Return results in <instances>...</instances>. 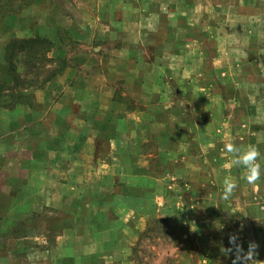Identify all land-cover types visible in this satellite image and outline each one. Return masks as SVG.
I'll list each match as a JSON object with an SVG mask.
<instances>
[{
  "label": "crops",
  "instance_id": "crops-1",
  "mask_svg": "<svg viewBox=\"0 0 264 264\" xmlns=\"http://www.w3.org/2000/svg\"><path fill=\"white\" fill-rule=\"evenodd\" d=\"M15 18L35 23L2 30ZM0 26V261L125 263L163 220L171 264L192 245L196 264H233L232 234L264 264V175L248 183L224 149L255 146L264 168V0H32ZM18 39L48 44L28 76ZM35 213L49 220L31 236Z\"/></svg>",
  "mask_w": 264,
  "mask_h": 264
},
{
  "label": "rangeland",
  "instance_id": "rangeland-1",
  "mask_svg": "<svg viewBox=\"0 0 264 264\" xmlns=\"http://www.w3.org/2000/svg\"><path fill=\"white\" fill-rule=\"evenodd\" d=\"M37 12H39V10H36ZM59 13V12H58ZM51 15V13H50ZM56 15L57 12H56ZM63 22L68 23V21L64 20ZM7 23V24H6ZM34 19L28 18L26 20H18V19H12V20H4L3 21V25H4V29L2 30H15L16 28H19L21 26H32L34 25ZM1 29V26H0ZM63 31L66 30V28L63 26L62 28ZM64 34V33H63ZM0 43H4V41L2 39H0ZM47 43L43 44L44 47H47ZM16 59L19 61V63L24 62L27 65L26 68V75L28 76V72H34L33 69L34 67L32 66V63L30 62V58L32 59L33 57H35L33 55V52L31 51V57H27L26 53H15ZM35 59V58H34ZM33 59V60H34ZM33 62V61H32ZM16 71L13 72L14 74V79L17 81L16 85L17 88L19 89L20 85L22 84L23 81V73H15ZM51 72V71H50ZM49 71H46L44 73H40L42 74L45 78H47L50 74ZM18 84V85H17ZM6 83L4 81H2L0 83V93L4 92L6 89ZM13 97L14 100H24L23 96L21 95L20 92L15 91L13 93ZM30 98V97H29ZM11 102L13 101H5L3 103H6L7 105L11 104ZM20 102H26V103H30L33 104L32 100L30 99H26V101H20ZM241 134V133H239ZM256 139V138H255ZM1 188H6L3 183L1 182ZM260 208V207H258ZM37 213H35L36 215ZM38 216H33L28 215V220H27V224L28 226H32L29 230V232L32 234L31 236H37L38 234L42 233V231L45 230V228L43 227L45 223H47V221L49 220V218L43 214H37ZM53 214H50L49 216H51ZM255 217L256 218H260V219H264V213L263 212H259V210H257V212H255ZM28 230V229H27ZM5 233H3L1 231L0 228V238L2 237V235H4ZM17 235V234H16ZM45 235L47 236V239L49 240V242L53 241V238L55 237L56 233L54 232V230H46L45 231ZM175 235V229L171 227V225L168 222H165L163 220H155L152 222L151 226L139 237L138 242L136 243V245L134 246L132 252L129 255V259H127V261L124 263L123 261H119L117 264H171L169 260V258L166 257L167 255V251L170 249L171 245H172V241L174 239ZM19 240V238L17 237H13V242H9L8 240V244L6 245L8 248H11L12 252L14 253V251L17 249L18 247V251H22L21 247H26V244L24 245H19V241L16 243V240ZM194 241V239H192ZM21 241V240H20ZM34 244H30V252H36L38 250V247L43 246L42 244H38L37 241L33 240ZM43 243V242H42ZM180 250V249H179ZM192 264H196L197 260H198V248L195 245H192ZM257 255V254H256ZM20 257V256H19ZM22 260L21 258H17V259H7V260H1L0 264H21ZM255 264H261V260L256 259L254 261Z\"/></svg>",
  "mask_w": 264,
  "mask_h": 264
},
{
  "label": "clouds",
  "instance_id": "clouds-1",
  "mask_svg": "<svg viewBox=\"0 0 264 264\" xmlns=\"http://www.w3.org/2000/svg\"><path fill=\"white\" fill-rule=\"evenodd\" d=\"M224 149L228 153H233L235 155L233 163L236 166L242 167L243 169L247 170V174L244 176V179H246L248 183L254 184L255 182L261 180L262 175H264V168H262V165L258 159L261 153L255 146H241L233 143H226L224 145ZM223 187L224 191L222 193V199H227L237 188V182L226 177L223 180ZM243 215L247 216L244 213ZM238 239L239 237L237 234L230 235L229 243L233 247L222 248V252L226 254L233 251L235 252L233 264H252V261L255 260L253 257L256 254L255 250L258 245L255 242H250L248 246V251L245 252L242 245L240 243H237Z\"/></svg>",
  "mask_w": 264,
  "mask_h": 264
},
{
  "label": "trees",
  "instance_id": "trees-1",
  "mask_svg": "<svg viewBox=\"0 0 264 264\" xmlns=\"http://www.w3.org/2000/svg\"><path fill=\"white\" fill-rule=\"evenodd\" d=\"M31 1L32 0H0V19L5 18L9 14L19 12L24 6L28 5ZM43 43H45V42L40 40V39L38 41H37V39L36 40H33V39L13 40L10 43L11 48H13V51L10 53V58H14V57L16 58L15 53L22 52L20 50L22 48H28L29 49V51L26 53L27 57H29V56L31 57V51L33 52V55L36 56V54H38V53H36L33 48H37V46H39V45L44 47ZM16 48L18 49V51H16ZM45 48L46 47H44V49ZM14 50H15V52H14ZM40 54L42 55L43 53H40ZM34 58L35 57H33L32 59H34ZM32 59H31V63L33 61ZM14 71H15V69H14ZM16 74H18V73H16ZM22 85H20V86H22Z\"/></svg>",
  "mask_w": 264,
  "mask_h": 264
}]
</instances>
